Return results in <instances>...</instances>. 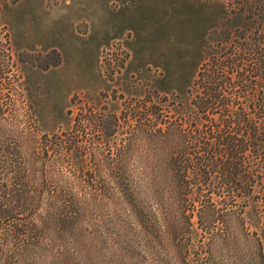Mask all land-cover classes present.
<instances>
[{
  "label": "rangeland",
  "instance_id": "obj_1",
  "mask_svg": "<svg viewBox=\"0 0 264 264\" xmlns=\"http://www.w3.org/2000/svg\"><path fill=\"white\" fill-rule=\"evenodd\" d=\"M241 34L264 35V0H4L0 41L8 39L12 64L0 81V101L10 105L4 116L18 107L22 83L36 130L23 147L39 151L45 140L75 147L48 152L46 182L82 200L116 202L111 187L148 165L145 135L131 140L130 104L138 114V101L151 97L146 105L169 109L172 94L183 98L199 70L233 50ZM0 65L8 70L2 52ZM99 117L107 120L105 139ZM246 221L264 230V206ZM82 222L86 244L69 246L72 264H193L170 240L135 236L116 207L86 211ZM240 232L231 234L235 244L210 249V264H264Z\"/></svg>",
  "mask_w": 264,
  "mask_h": 264
},
{
  "label": "trees",
  "instance_id": "obj_2",
  "mask_svg": "<svg viewBox=\"0 0 264 264\" xmlns=\"http://www.w3.org/2000/svg\"><path fill=\"white\" fill-rule=\"evenodd\" d=\"M242 34L199 70L183 98L172 94L169 109L146 105L151 97L138 101V114L130 104L131 140L145 135L148 165L111 187L116 202L82 200L48 184V152L75 147L46 140L39 151L23 147L36 134L26 87L18 86L20 103L9 116L0 101V264H72L69 246L86 244L83 215L102 205L126 215L135 236L174 242L193 264H210V249L235 244L239 230L264 261V230L251 231L246 221L264 206V35L246 41ZM0 52L8 68L0 65L2 81L12 67L7 38ZM95 120L105 139L107 120Z\"/></svg>",
  "mask_w": 264,
  "mask_h": 264
}]
</instances>
